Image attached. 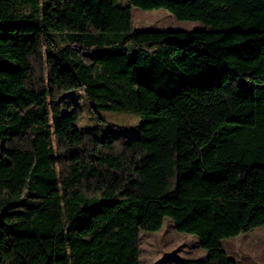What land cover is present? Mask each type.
<instances>
[{
	"label": "trees",
	"instance_id": "1",
	"mask_svg": "<svg viewBox=\"0 0 264 264\" xmlns=\"http://www.w3.org/2000/svg\"><path fill=\"white\" fill-rule=\"evenodd\" d=\"M126 1L0 0V264H140L166 217L208 251L176 264H239L222 241L264 225V0Z\"/></svg>",
	"mask_w": 264,
	"mask_h": 264
},
{
	"label": "rangeland",
	"instance_id": "2",
	"mask_svg": "<svg viewBox=\"0 0 264 264\" xmlns=\"http://www.w3.org/2000/svg\"><path fill=\"white\" fill-rule=\"evenodd\" d=\"M127 4L126 0H121ZM133 29L152 30H200L204 24L200 21L178 20L166 9L144 10L132 8ZM82 109V118L77 126L82 130H90L101 136L110 125L92 116L86 97L81 91L74 92ZM92 113V114H91ZM101 117L114 122L119 128L136 130L138 118L130 113L101 112ZM131 131L132 135L135 133ZM129 133V131H128ZM140 264H176L178 259H204L208 251L200 246L196 235L177 231L172 218L166 217L159 231H141ZM223 248L235 258L239 264H264V225L254 228L237 237L222 241Z\"/></svg>",
	"mask_w": 264,
	"mask_h": 264
}]
</instances>
